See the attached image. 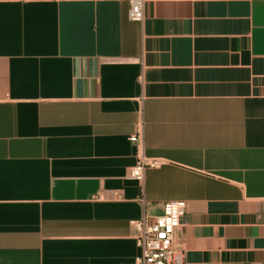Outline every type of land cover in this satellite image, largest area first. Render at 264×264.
<instances>
[{
  "label": "crops",
  "instance_id": "obj_1",
  "mask_svg": "<svg viewBox=\"0 0 264 264\" xmlns=\"http://www.w3.org/2000/svg\"><path fill=\"white\" fill-rule=\"evenodd\" d=\"M129 10L0 0V264H135L169 201L175 264H264V0Z\"/></svg>",
  "mask_w": 264,
  "mask_h": 264
},
{
  "label": "built area",
  "instance_id": "obj_2",
  "mask_svg": "<svg viewBox=\"0 0 264 264\" xmlns=\"http://www.w3.org/2000/svg\"><path fill=\"white\" fill-rule=\"evenodd\" d=\"M145 2L146 0H129L130 20L143 22ZM140 126H143V123ZM129 140L137 148L136 163L131 167L129 177L141 183L145 171L159 167L162 162L144 155L142 131L131 135ZM185 216V201H169L163 205L161 214L144 215L141 219L132 221L131 224L135 230L134 238L139 249L135 264H175L178 253L175 247V236L185 224Z\"/></svg>",
  "mask_w": 264,
  "mask_h": 264
}]
</instances>
